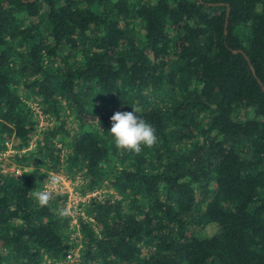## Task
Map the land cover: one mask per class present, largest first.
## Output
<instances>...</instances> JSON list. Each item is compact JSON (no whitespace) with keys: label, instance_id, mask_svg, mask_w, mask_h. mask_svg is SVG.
<instances>
[{"label":"trees","instance_id":"obj_1","mask_svg":"<svg viewBox=\"0 0 264 264\" xmlns=\"http://www.w3.org/2000/svg\"><path fill=\"white\" fill-rule=\"evenodd\" d=\"M49 261L264 264V0H0V264Z\"/></svg>","mask_w":264,"mask_h":264},{"label":"clouds","instance_id":"obj_2","mask_svg":"<svg viewBox=\"0 0 264 264\" xmlns=\"http://www.w3.org/2000/svg\"><path fill=\"white\" fill-rule=\"evenodd\" d=\"M131 107L133 111H117L113 114L111 117L112 126L107 133L112 137L118 151L139 155L143 148H153L158 143V136L155 127L139 115L140 109L135 106ZM43 183V188H36L30 191L29 195L40 207H48L56 197V186L59 184V179L50 175ZM59 214L67 216L69 213L65 209ZM48 264H52V262L49 261Z\"/></svg>","mask_w":264,"mask_h":264},{"label":"rangeland","instance_id":"obj_3","mask_svg":"<svg viewBox=\"0 0 264 264\" xmlns=\"http://www.w3.org/2000/svg\"><path fill=\"white\" fill-rule=\"evenodd\" d=\"M37 109L39 110L38 107H37ZM10 170L15 171L17 169L15 166H11ZM52 176L57 177L59 179V184L56 186V194H62L64 192L68 193L70 195V198L68 200V205H67L69 213L74 212L75 215L78 214L79 209H78V206H76V205L78 203L85 202L87 200V198H85V197L81 198V196L78 193H76V191H75V185L73 183H71V181L67 177H65L64 175L52 174ZM92 196H94V195H92ZM76 223H77V220H74L73 224H76Z\"/></svg>","mask_w":264,"mask_h":264},{"label":"water","instance_id":"obj_4","mask_svg":"<svg viewBox=\"0 0 264 264\" xmlns=\"http://www.w3.org/2000/svg\"><path fill=\"white\" fill-rule=\"evenodd\" d=\"M35 0H31V2H34ZM229 9H228V14H227V17H229ZM249 60V59H248ZM252 67V66H251ZM259 83H260V85H262V82L261 81H259Z\"/></svg>","mask_w":264,"mask_h":264},{"label":"built area","instance_id":"obj_5","mask_svg":"<svg viewBox=\"0 0 264 264\" xmlns=\"http://www.w3.org/2000/svg\"><path fill=\"white\" fill-rule=\"evenodd\" d=\"M68 258L69 259H72V258L76 259V257L75 256H72V255H69Z\"/></svg>","mask_w":264,"mask_h":264}]
</instances>
